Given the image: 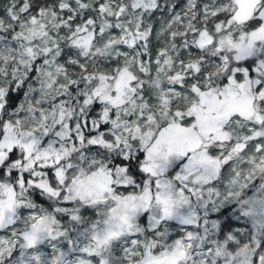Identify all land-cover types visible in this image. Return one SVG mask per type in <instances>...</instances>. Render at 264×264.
<instances>
[{
  "label": "snow or ice",
  "instance_id": "6c2138e0",
  "mask_svg": "<svg viewBox=\"0 0 264 264\" xmlns=\"http://www.w3.org/2000/svg\"><path fill=\"white\" fill-rule=\"evenodd\" d=\"M0 264H264V0H0Z\"/></svg>",
  "mask_w": 264,
  "mask_h": 264
}]
</instances>
